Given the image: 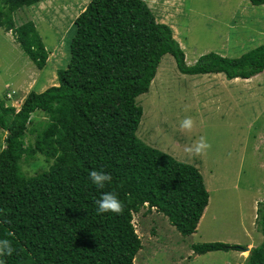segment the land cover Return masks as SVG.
Wrapping results in <instances>:
<instances>
[{
    "label": "trees",
    "instance_id": "obj_1",
    "mask_svg": "<svg viewBox=\"0 0 264 264\" xmlns=\"http://www.w3.org/2000/svg\"><path fill=\"white\" fill-rule=\"evenodd\" d=\"M40 1L0 0V27L42 69L48 50L34 20L14 19ZM71 24L69 59L56 69V84L39 91L35 81L18 110L0 97V238L14 248L4 264H133L141 242L132 219L145 203L182 235L193 234L209 198L202 175L138 138L143 111L136 98L149 90L164 54L184 74L249 79L264 70V43L234 57L209 51L187 64L170 26L144 0H89ZM37 154L49 167L25 173L21 161ZM92 169L110 175L104 189L90 183ZM100 191L116 194L119 214L97 213ZM258 204L254 230L262 239L243 264H264V202ZM243 248L191 245L197 255Z\"/></svg>",
    "mask_w": 264,
    "mask_h": 264
},
{
    "label": "rangeland",
    "instance_id": "obj_2",
    "mask_svg": "<svg viewBox=\"0 0 264 264\" xmlns=\"http://www.w3.org/2000/svg\"><path fill=\"white\" fill-rule=\"evenodd\" d=\"M88 1L42 0L14 13L16 24L34 20L49 52L46 68H36L12 32L0 27V97L6 103L18 107L35 81L45 82L41 88L56 84V69L65 68L69 59L71 23ZM144 1L159 21L170 26L187 64L209 51L234 57L264 43V4L253 5L249 0ZM136 101L143 111L138 138L194 164L209 198L196 231L188 236L153 207H142L133 214L141 242L133 264H243L248 250L197 255L191 245L221 241L246 247L262 239L254 227L264 190V70L249 79H227L222 73L184 74L173 57L164 54L149 90ZM186 116L193 121L190 131L179 127ZM200 136L209 147L201 154L185 151ZM4 137L0 129V149ZM33 137L27 134L25 139L32 141ZM43 160L39 154L23 159L21 168L30 175L45 170L49 165Z\"/></svg>",
    "mask_w": 264,
    "mask_h": 264
},
{
    "label": "clouds",
    "instance_id": "obj_3",
    "mask_svg": "<svg viewBox=\"0 0 264 264\" xmlns=\"http://www.w3.org/2000/svg\"><path fill=\"white\" fill-rule=\"evenodd\" d=\"M48 54H49V52H48ZM189 64H191V63H189ZM6 87H10V86H6ZM5 97L10 99L11 95L6 94ZM8 104L14 106L15 110H18V108H19V106L17 107L14 104H12L11 102ZM179 127L181 129L190 131L193 127V121H192L191 117H188V116L184 117L180 121ZM208 147H209V144H208L207 140L205 139V137L200 136L197 138L195 143L193 145H191L190 147L186 148L185 151H188L192 154H201ZM88 179H89L90 183L96 189L102 190V189H104L106 182L110 181L111 177L108 173H106L104 171H98L96 169H92L88 172ZM259 201L264 202V190H263L262 196L259 199ZM95 204H96L97 213L110 212V213H114V214H119L122 211V207H123L120 199H118L116 194L111 192V191H100V195H99L98 199H96ZM143 207H146V209H148L147 203H145V205ZM153 208L155 209V207H153ZM201 217H202V215H201ZM199 221H200V219H199ZM134 229H135V227H134ZM135 232H136V229H135ZM248 245L249 244H246V247H244L243 249H239V251L248 250V252H249V249L251 248V246L249 247ZM252 246H254V245H252ZM245 248H247V249H245ZM13 251H14V248L12 246L11 241L6 239V238H0V264H4L3 257L12 254ZM238 264H240V263H238Z\"/></svg>",
    "mask_w": 264,
    "mask_h": 264
},
{
    "label": "crops",
    "instance_id": "obj_4",
    "mask_svg": "<svg viewBox=\"0 0 264 264\" xmlns=\"http://www.w3.org/2000/svg\"><path fill=\"white\" fill-rule=\"evenodd\" d=\"M56 2H58V1H56ZM39 4V3H38ZM37 5V4H36ZM36 5H34L33 7H35ZM42 8H43V6H42ZM48 8H51V7H48ZM83 8V7H82ZM81 10V8L79 9V11ZM54 11V10H53ZM53 11H51L52 13H53ZM78 11V12H79ZM76 16V15H75ZM75 18V17H74ZM48 56H49V54H48ZM48 56H47V60H48ZM49 64H48V62L46 61V66H48ZM45 76H47V74L45 75ZM40 81V80H39ZM40 83H45L43 80H41L40 81ZM48 86H50V85H48ZM47 86V87H48ZM46 88V87H45ZM45 88H41L40 86H39V91H42L43 89H45ZM249 247L251 246L250 244L248 245Z\"/></svg>",
    "mask_w": 264,
    "mask_h": 264
},
{
    "label": "water",
    "instance_id": "obj_5",
    "mask_svg": "<svg viewBox=\"0 0 264 264\" xmlns=\"http://www.w3.org/2000/svg\"><path fill=\"white\" fill-rule=\"evenodd\" d=\"M245 249H247V248H245Z\"/></svg>",
    "mask_w": 264,
    "mask_h": 264
}]
</instances>
